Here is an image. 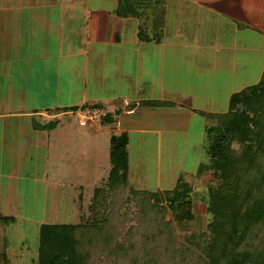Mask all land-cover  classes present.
<instances>
[{"label": "rangeland", "instance_id": "obj_1", "mask_svg": "<svg viewBox=\"0 0 264 264\" xmlns=\"http://www.w3.org/2000/svg\"><path fill=\"white\" fill-rule=\"evenodd\" d=\"M71 1L72 4L68 8L63 4V0H0V47L12 48V52H4V48H0V62L4 61L7 67L0 70L2 72L0 76L9 80L8 89L13 90L14 98V101L4 100L8 95L1 91L0 110L29 107L34 103L38 105L39 97L33 86H30V81L33 82L34 75L39 71L38 68L32 67L34 60L47 63L44 76L49 80L45 83L53 86L39 87V83L37 84V92H43L40 98L45 100L41 104L52 105L56 99L58 104L67 105L73 100L76 102L87 99L86 103L101 105L96 99L100 95L109 97L127 95L135 98L138 94H145L150 97L160 95L175 97V94L171 95L169 92L168 86L169 51L166 48L161 50L158 46H144L141 50L143 53L141 57L139 56L142 59L140 74L136 73L138 69L135 66L138 62L129 51V46L137 44L135 29L140 21H145V27L153 30V10L160 12L161 8L163 10L166 8V13L163 14L166 43L164 45H199L205 48L214 44L219 33L228 38L235 34L233 24L230 28L225 16L212 11L219 5L220 0ZM162 2L166 3L164 8ZM146 7L148 15L141 20L139 14ZM125 9L138 11L135 20L133 13H126L125 16ZM119 30L122 36L119 43L110 41L111 36L106 41H100V38L95 36L100 32L109 35L112 31ZM250 32L248 31V34ZM182 35L185 38H182ZM245 39L246 37L241 38L242 45L248 43V39L247 41ZM224 45V43L223 46L220 45L221 49ZM149 55L152 57L151 62L148 59ZM179 55L181 59L193 58L195 63L203 64L208 55L215 53L198 51ZM23 58L29 59L28 64L31 67H23ZM233 58L234 56L230 57L227 63L224 60L216 62L221 66L216 68L215 72H209L210 76L214 75L213 77L217 79V87L215 85L214 91L212 89L214 93L216 92L214 110L225 111L230 95L244 87L238 81L229 85L230 80L225 86H219L218 82L225 79V66L232 69L235 65L236 62H230ZM119 69L133 75V82L137 81L136 76L142 77L139 80L145 93L143 91L135 93L133 84L123 81L126 78L123 79ZM134 69L136 74H133ZM255 69L257 68L252 70L253 75L250 73L248 75L249 84L257 77ZM210 76L207 82H210ZM121 78L123 80H120ZM25 80L29 82L26 84ZM164 83L166 89L161 88ZM23 91H25L23 95L30 97L28 104L26 101H19L18 94ZM122 100L112 102L108 100L103 103L112 121L116 120L119 110L125 109L124 106L120 108ZM210 103L211 101H208L207 104L200 105L210 109L213 107ZM51 107L53 108V105ZM173 110L175 109L169 108L168 113H163L158 108L143 105L137 106L136 113L130 117L137 130L127 133L128 184L136 189L164 195V191L175 187L178 180L176 177L182 175L193 188L191 209L195 215H199L181 222L174 220L169 210H165L164 213L160 210L162 213L156 214L154 208L148 207L143 200L142 194L129 192L127 187L121 189L122 201H115L119 188L109 189L107 181L111 167L110 136L112 133H120L111 132V127H115L113 122L112 125L105 126L100 123L101 118L97 117L91 121L97 123L93 132L91 130L93 125L90 123L79 124V115L73 110L62 113L57 120L48 119L51 124H57V129L50 137L47 151L40 143L30 141L32 133H25L24 136L22 133L16 135L13 131L7 133L9 136L14 135V140L20 141L7 147L0 144V188L2 186L4 188L0 194V211L15 216V221L2 231L10 243L12 264H37L40 224L79 223L89 217L91 207L95 204L93 192L96 187H103L105 191L101 202L96 203V209L110 214L115 208L119 216L115 222L113 240L126 244L132 239L134 244L129 247L131 252H128L133 257L130 261L126 259L125 264L143 262L139 244L135 243L139 241L141 233L147 232L141 231V228L150 223L151 229L147 228L149 232H152V226L162 228L161 225L168 224L178 247L186 243L185 238L190 233L203 232L209 220L208 214L205 213L209 201V188L212 193L218 187L217 181L212 179L211 170L208 167H200V164L208 161L205 150L206 127L212 124V120L198 115L199 117L192 116L188 121L186 116L179 115ZM148 113L159 114L149 117ZM37 123L34 121L33 124ZM0 125L4 128L6 124L1 123L0 119ZM71 125L74 127L72 132ZM156 127L161 132L144 130ZM75 129L81 132L85 130L84 134L82 136L74 134ZM185 134L188 136L189 146L184 142ZM55 148L62 154L55 153L51 156ZM54 174L58 178H54L55 183L46 184V177L50 179ZM4 200L7 201L6 204L3 203ZM159 205H161L159 207L167 205L165 198ZM144 241L147 243V239ZM191 249L193 257L189 264L197 261L196 247ZM113 260L115 259H111L112 263ZM100 263L104 264L103 261Z\"/></svg>", "mask_w": 264, "mask_h": 264}, {"label": "trees", "instance_id": "obj_2", "mask_svg": "<svg viewBox=\"0 0 264 264\" xmlns=\"http://www.w3.org/2000/svg\"><path fill=\"white\" fill-rule=\"evenodd\" d=\"M124 12L125 16L126 13H133L134 16L138 13L130 9ZM147 12L146 7L139 14L141 20L148 15ZM152 21V31L145 27V21L138 24L136 34L139 41H161V10H153ZM138 105L157 108L174 106L175 103L143 99ZM87 107L101 109L99 104H83L62 110H83ZM198 112L207 120H212V124L206 127L208 161L200 167H208L212 179L218 184L215 192L211 193L209 188L205 209L209 217L206 229L199 234L190 233L185 238L186 243L178 247L168 224H160L162 228L152 226V232L148 231L151 223L146 225L141 231L147 232L141 233L135 243L139 244L143 255L141 264H189L193 257L191 247H196L197 251V261L193 264H264V68L257 83L230 95L226 111ZM100 118L105 125L112 122L107 111ZM127 144L125 131L110 136L111 167L107 181L109 189L119 188L115 201H122L121 189L127 187L129 192L142 194L148 207H153L158 215L169 210L177 222L197 217L199 214L195 215L191 209L193 188L182 175L173 189L163 192L165 196L129 186ZM104 192L103 187L94 189L95 204L84 221L39 225L37 264H101L100 261L104 264H125L126 259L131 260L133 255L128 252H131L129 247L134 245L132 237L130 244L113 240L115 222L119 217L116 209H112L110 214L96 209V203L101 202ZM163 198L167 205L159 207ZM14 221L15 216L0 214V264H12L10 243L2 231ZM111 259H115L113 263Z\"/></svg>", "mask_w": 264, "mask_h": 264}, {"label": "crops", "instance_id": "obj_3", "mask_svg": "<svg viewBox=\"0 0 264 264\" xmlns=\"http://www.w3.org/2000/svg\"><path fill=\"white\" fill-rule=\"evenodd\" d=\"M218 3L219 5L216 7L218 9L215 8L212 11L220 14L221 16H225L227 21H229V27L231 28V24H233V26L235 27V34L231 38H228V37H225L224 34L219 33L218 36L215 37V41L213 44L214 46L209 45L204 48L203 46L201 47L199 45H194V46H191V45L181 46L179 44L164 45L166 44L164 41V37H165L164 16H163V26H162L163 32L161 36V41L159 43H143L139 41L137 38V34H136L137 29H135V36L137 39V44L131 47L129 46V51L133 55L132 57L136 58L138 62L135 66L138 69L136 73L140 74L139 71L142 65V59L140 57H141V54L143 53L141 50L144 46H151V47L158 46V48H160L161 50L166 48L169 51V61H168L169 70H170L168 71L169 92L171 93V95L175 94L176 96L175 97L173 96L164 97L160 95L159 97H150V96H146L145 94H138L136 95L135 98H133V97H128L127 95L126 96L123 95V97H109L108 95H100V97H97L96 99L101 102V105H100L101 109L105 111H107V109H105L106 107L103 105L105 101L110 100L112 102L113 100L123 99L120 104L122 105V107L120 108L122 109L125 107V109L119 110V112L117 111L118 112L117 118L115 121H112L115 127H111V130H112L111 132L125 131L128 133V132H132L133 130H137L136 127L134 128V122L132 119H130V117L131 118L133 117L132 115L136 113L137 106L139 105L138 103H136L133 106H130L129 104H133L134 102H139L143 99H159V100L173 101L175 103L174 106L157 107V108L163 111V113H168L169 108L175 109L173 110L174 112L178 113L179 115L186 116L188 118V121L190 120L192 116L193 117L198 116V115L201 116V114H199L198 111L224 112V111L214 110V106L216 104V101L214 100L216 96V92L214 93L213 91L215 89V85L217 87V84H216L217 79L213 77L214 75L210 76L211 74L209 73V72H215V69L221 66L218 63L216 64V62L220 60H224L227 63V60H229L230 57L232 58L234 56V58L230 60V62L232 63L236 62V63L232 69L230 68L227 69L225 66V79L222 82H218L219 86H225L229 82V80H230L229 85L238 81V82H241L240 84L242 86L244 87L248 86L249 83H247V78H248L249 73L250 75H253L254 73L252 71L253 68H257V69L259 68V69L254 70L257 73V77L254 79L255 81L249 85L255 84L259 81L263 68H264V0H220ZM63 4L67 6L68 8H70L69 6L72 4V1L63 0ZM164 4L166 3L162 2L163 8H164ZM161 11H162V14L166 13V8L165 10L161 8ZM126 18L128 19V17ZM133 19L135 20V16ZM248 31H251V32L248 34ZM120 33H121L120 30L112 31V33L109 35H103L102 32H100V33H97L95 36L100 38L99 39L100 41H106L107 38L111 36L112 39H109L110 41L112 42L115 41L116 43H119L122 40L121 39L122 36ZM177 37H180V36L177 35ZM245 37H246L245 39L246 41L248 39V43L245 42L244 45H242L241 38L244 39ZM182 38H185V36L182 35ZM222 41L225 45L221 49L220 45L223 46ZM249 41L251 44H249ZM0 48L1 49L4 48L3 50L4 52L5 51L12 52L11 47L6 48L5 46H2ZM198 51L214 52L215 55H208L207 58L204 60L203 64L195 63L193 61V58L189 60L181 59L179 55L184 52L192 53V52H198ZM148 59L150 60L149 62L152 61V57L150 55ZM28 61L29 59L23 58L22 64L24 68L31 67L28 64ZM32 67L39 69V71L34 75L33 82L30 81V86H33L34 88L33 90H35L36 94L39 97L38 105H35L34 103L33 105L29 107L22 106V107H19L16 109L14 108L11 110H7L5 108L3 110H0L1 123L3 122L4 124H6L4 127L5 130L4 128H2V125H0V144L6 145L7 147L8 145L12 143L20 142V141L14 140L15 138L14 135L12 136L7 135V133H10L11 131H13L16 135H19V133H22L23 136L25 133H28V134L32 133V136H30V141L31 142L35 141V144L40 143L44 148L46 147L45 149L47 151V149L50 146V137L53 135L54 131L57 129V124L56 123L51 124V122H49L48 119L54 118L57 120V118L62 113L70 111V110L63 111L62 108H67V107H72V106L80 107L83 104L96 105L99 103L92 102L93 104H90V103H86L87 99H81V100H77L76 102H74V100L70 101L67 105H63V103L61 105V104H58L55 99V101L53 100V103H52L53 108L51 107L52 105H50V103L49 105L48 104L45 105L43 103L41 104V102L45 100L40 98L43 92H40V91L37 92L38 91L37 84L39 83L38 85L39 87L46 86L49 88L53 86H51L49 83H45L46 81L49 80V78H46L44 76L45 68L47 67L46 62L42 63V61L38 62L34 60ZM5 69H7V67L4 64V61H1L0 70H5ZM227 72H229L228 75H227ZM119 73L123 74L122 75L123 79L126 78L125 80H123L122 78L120 80L133 84L132 87L135 89L134 91L135 93H139V91H143L145 93V89L143 88L142 83L140 82L142 77L139 78L135 75L137 81L134 80L133 82L132 80L133 75H130L128 72H125L121 69H119ZM136 73L134 69L133 74H136ZM209 76H210V82H207V78ZM6 81L7 79H5L4 76H0V94H1V91H3L8 95V97H4L5 98L4 100L14 101V98L12 97L13 90L11 91L10 89H8L9 80L7 82ZM25 82L27 84L29 81L25 80ZM144 82L147 83V81H144ZM210 83L213 84L214 87ZM165 85H166L165 83L162 84L161 88L166 89V87H164ZM51 89H54V88H51ZM8 91H11L10 94L8 93ZM24 93L25 91L21 92V94H18L19 96L18 98H20L19 101L21 102L26 101L25 103L28 104L30 97L27 98V96L23 95ZM53 95H54V92H53ZM141 95H144V96H141ZM32 101H35V100L32 99ZM208 101H211L210 104H212L213 106L210 109L205 108L204 105H200L204 103L207 104ZM226 102H227V97H226ZM77 110H73V111L77 112ZM155 114H159V113H154L152 115L148 113L147 115L151 117V116H154ZM133 119H135V117ZM34 121L38 122L37 125L33 124ZM100 121L99 122L103 124L102 120ZM131 122L133 123L131 124ZM88 123H90L91 126L93 125L91 127V130H93L94 132L97 123L95 122H88ZM111 123L105 126H108V125L110 126ZM71 128L70 130L72 132L74 127L71 125ZM76 129L74 131V134H78L80 136L84 134L85 130L81 132ZM144 130L145 131L150 130L151 132H154V131L161 132V130L158 129L157 127L156 129L150 128V129H144ZM184 130L186 131V129ZM185 131L184 133L189 134ZM186 134L184 136L185 137L184 142L187 146H189L188 144L189 142L187 141L188 136H186ZM23 139L24 138L22 137V140ZM19 140H21V138H19ZM77 143H79V141ZM54 150L55 151L52 153L51 156H53V154L55 153L59 155L62 154V152L61 153L58 152V149L55 148ZM48 159L49 157L47 158V160ZM55 177L57 178L55 174L53 177H50V179L52 178V180H50L49 178L47 179L46 177V184L49 183L48 185H53L55 183L54 181ZM177 178L178 176L176 177V179ZM50 183H53V184H50ZM7 187L9 188L10 184ZM3 190L4 188L2 186V188H0V191H1L0 194L2 193ZM0 202H1V199H0ZM3 203L6 204L7 201L4 200ZM0 214H4V213L0 211Z\"/></svg>", "mask_w": 264, "mask_h": 264}, {"label": "built area", "instance_id": "obj_4", "mask_svg": "<svg viewBox=\"0 0 264 264\" xmlns=\"http://www.w3.org/2000/svg\"><path fill=\"white\" fill-rule=\"evenodd\" d=\"M78 122L80 125H85L88 122L93 121L95 118L104 115L103 109L99 108H84L78 112Z\"/></svg>", "mask_w": 264, "mask_h": 264}]
</instances>
